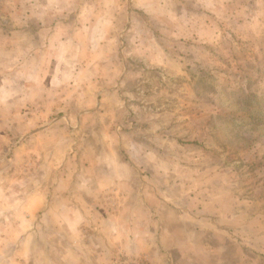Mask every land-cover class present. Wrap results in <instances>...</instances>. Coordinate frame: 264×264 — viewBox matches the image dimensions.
Listing matches in <instances>:
<instances>
[{
    "label": "rangeland",
    "instance_id": "1",
    "mask_svg": "<svg viewBox=\"0 0 264 264\" xmlns=\"http://www.w3.org/2000/svg\"><path fill=\"white\" fill-rule=\"evenodd\" d=\"M0 34V184L15 181L12 195L33 191L34 180L54 195L59 175L49 174L51 159L39 168L33 154L9 150L24 140L34 145V101H55L53 118L98 116L73 139L89 133L81 138L99 151L86 153L77 138L53 162L69 160L82 172L96 155L106 174L134 182L131 197H147L137 207L165 221L185 214L194 264H264V0H0ZM48 67L50 89L45 71L33 77ZM2 86L11 100L1 99ZM18 94L30 104L21 106ZM81 101L102 104L93 112ZM21 110L24 125L12 121ZM248 111L262 121L252 125ZM3 116L13 131L17 125L15 134H3ZM19 130L27 136L18 138ZM7 150L9 161L1 154ZM121 191L106 188L104 207L126 206ZM51 223L33 242L37 259L57 233ZM64 240L51 241L57 264L69 251ZM150 255L123 253L116 264H171Z\"/></svg>",
    "mask_w": 264,
    "mask_h": 264
},
{
    "label": "crops",
    "instance_id": "2",
    "mask_svg": "<svg viewBox=\"0 0 264 264\" xmlns=\"http://www.w3.org/2000/svg\"><path fill=\"white\" fill-rule=\"evenodd\" d=\"M2 36L0 34V39L4 40ZM5 44L2 46L3 50L7 49ZM41 70L45 71V79L42 81L46 82L45 87L50 89L54 85V77L50 78L51 67L39 68L33 73L34 80H37L38 76L39 79L42 78L40 77L43 75ZM40 89L38 87L36 90L40 91ZM7 91L9 92L10 89ZM1 95L3 101L11 100L14 97L9 95L7 97L6 88L3 86ZM19 95H22L21 106L25 107L28 103L30 104V101H26L25 97L22 98L24 94ZM34 102L37 106L34 110L33 131L30 132L34 138V145L28 147L24 145L27 140H24L21 145L11 146L9 151L23 155L24 159L26 154H33L39 168L43 167L40 160L51 159L52 162L45 165L49 166V174L55 170L59 178L52 184V187H55L54 195L49 194L44 188L46 185L44 180H34L37 185L34 186L33 191L30 190L24 194L26 190H21V192L17 190L20 193H17L16 196L11 194L15 181L13 182L10 177L0 184V264H39L41 262L57 264L55 251L58 250V245L51 241H54L55 237L58 239L59 234L65 237L61 243L65 242L64 247L69 250L62 255L63 264H116L119 256L123 253L131 254V256L154 254L156 259L161 262L166 260L171 264H194V256L197 252L193 245L192 232L194 230L185 221V214L176 215L174 218L176 223L182 225V229L177 230L174 225H171L174 222L173 219L165 221L161 215H158L159 213H155L157 210H152L146 205L137 207L138 203L146 202L147 197L144 195L136 198L131 197L129 193L134 182L130 178L117 177L115 172L106 174L104 165L100 162L101 158L96 155H93V160L86 161L87 164L85 167L83 166L82 172L78 168L77 171L71 170L72 165L69 160H65L61 164L53 162V158L56 159V156L62 153L66 155L70 146L74 145L78 137L75 138V141L73 137L75 134H80L83 121L91 115L98 116H95V113L84 112V114L76 116L67 114L60 118H53L55 101ZM83 102H86L88 108H91L93 112H97L102 104V101H97L94 105L92 102L90 104L88 101H81V103ZM68 104L69 101H64L65 106ZM42 106H49L50 111L43 113ZM21 113L22 110L15 113L18 115H15L12 121L28 122L29 118H22ZM100 114L103 115L102 113L97 115L100 116ZM9 119V117L7 119L5 116L2 117L3 125L6 122V126L3 127L5 136L9 135V131L15 134L14 132L18 129L17 125L14 131L11 129ZM74 122H76V126L73 124ZM25 124L29 126L28 123ZM61 124L64 125L60 126ZM57 126L60 127V130L57 129ZM22 132L19 130L17 135L20 139L27 136ZM87 135L90 134L82 133L81 137ZM81 137L78 139L83 140L85 147L82 148L86 153L93 154L99 151L97 144L85 143V138ZM64 144L63 149L57 147ZM9 151H5V154L1 153L6 155L5 159L8 161L10 160L7 155L10 154ZM107 165L110 166L108 163ZM112 167L115 169L114 166ZM48 179L47 176L46 181ZM20 182H23L24 185ZM17 184L27 186L24 179L18 180ZM111 186L122 190L126 206L118 207L117 210L104 207L100 196L106 192V188ZM62 187H64L63 191H61ZM58 192L61 193L58 194ZM11 204H13L12 207ZM42 215L47 217L45 224L54 222L57 233L56 235L53 233L54 239H48L49 252L45 250L47 251L46 255L37 259V256H32L33 242L38 243V237L50 228L41 224ZM91 217L99 220L100 224H97V221L88 222L87 220ZM3 219L6 224H3ZM192 224L195 225V223ZM187 232L191 233L190 238L184 235ZM30 239L33 241L31 242ZM10 250L13 251L12 255L8 253Z\"/></svg>",
    "mask_w": 264,
    "mask_h": 264
},
{
    "label": "trees",
    "instance_id": "3",
    "mask_svg": "<svg viewBox=\"0 0 264 264\" xmlns=\"http://www.w3.org/2000/svg\"><path fill=\"white\" fill-rule=\"evenodd\" d=\"M252 114L253 113H251L250 111H248V114H247L248 117H247V119L250 120V122H252V125H255V124H257V123H259V122L262 121V117H257V116L252 115Z\"/></svg>",
    "mask_w": 264,
    "mask_h": 264
}]
</instances>
